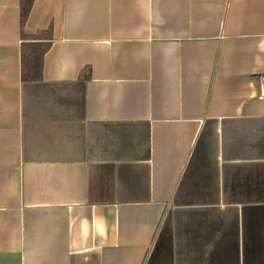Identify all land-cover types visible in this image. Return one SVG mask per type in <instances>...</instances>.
Wrapping results in <instances>:
<instances>
[{
  "label": "crops",
  "instance_id": "crops-1",
  "mask_svg": "<svg viewBox=\"0 0 264 264\" xmlns=\"http://www.w3.org/2000/svg\"><path fill=\"white\" fill-rule=\"evenodd\" d=\"M22 1V0H21ZM0 0V264H264V0Z\"/></svg>",
  "mask_w": 264,
  "mask_h": 264
},
{
  "label": "trees",
  "instance_id": "trees-1",
  "mask_svg": "<svg viewBox=\"0 0 264 264\" xmlns=\"http://www.w3.org/2000/svg\"><path fill=\"white\" fill-rule=\"evenodd\" d=\"M29 4L30 0H20L18 8V25L20 26L18 74L20 79H37L40 76L41 53L50 42V30L47 26L33 33L22 30V23L28 12Z\"/></svg>",
  "mask_w": 264,
  "mask_h": 264
},
{
  "label": "built area",
  "instance_id": "built-area-1",
  "mask_svg": "<svg viewBox=\"0 0 264 264\" xmlns=\"http://www.w3.org/2000/svg\"><path fill=\"white\" fill-rule=\"evenodd\" d=\"M258 88L260 91H264V72L261 73Z\"/></svg>",
  "mask_w": 264,
  "mask_h": 264
}]
</instances>
